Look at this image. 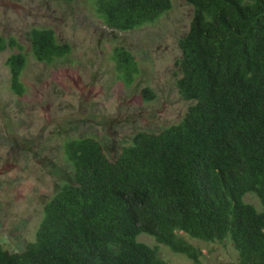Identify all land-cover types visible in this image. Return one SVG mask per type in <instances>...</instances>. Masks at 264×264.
<instances>
[{"label":"trees","instance_id":"16d2710c","mask_svg":"<svg viewBox=\"0 0 264 264\" xmlns=\"http://www.w3.org/2000/svg\"><path fill=\"white\" fill-rule=\"evenodd\" d=\"M70 3L75 0H60ZM193 9L179 41L176 88L190 102L183 118L158 133L138 132L117 158L80 137L64 143L71 178L44 207L34 240L19 253L0 244V264H168L151 237L172 253L202 264L190 240L229 242L238 264H264V0H184ZM114 32L153 24L171 0H92ZM10 90L25 94L27 55L0 34ZM34 59L50 65L71 53L52 29L30 31ZM126 86L139 64L124 47L112 51ZM142 96L154 98L148 88ZM253 195L259 208L243 201Z\"/></svg>","mask_w":264,"mask_h":264},{"label":"rangeland","instance_id":"374dc122","mask_svg":"<svg viewBox=\"0 0 264 264\" xmlns=\"http://www.w3.org/2000/svg\"><path fill=\"white\" fill-rule=\"evenodd\" d=\"M193 9L184 0L155 23L129 32H114L96 16L92 0H0V34L13 38L27 55L21 75L25 94L10 90L8 58L16 48L0 53V244L11 253L34 240L46 203L70 179L65 142L92 137L115 160L138 132L158 133L178 123L190 102L179 96L176 65L179 41L190 29ZM52 29L71 53L46 65L30 48V31ZM129 50L139 64L130 86L115 72L112 51ZM150 89L154 98L142 96ZM243 201L259 208L253 195ZM138 241L157 245L168 264H194L158 245L151 237ZM201 251L202 264H238L229 242L190 240Z\"/></svg>","mask_w":264,"mask_h":264}]
</instances>
